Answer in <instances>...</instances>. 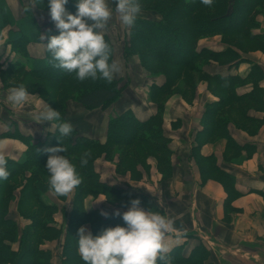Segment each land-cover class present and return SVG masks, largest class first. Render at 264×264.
Returning <instances> with one entry per match:
<instances>
[{
  "label": "trees",
  "instance_id": "1",
  "mask_svg": "<svg viewBox=\"0 0 264 264\" xmlns=\"http://www.w3.org/2000/svg\"><path fill=\"white\" fill-rule=\"evenodd\" d=\"M33 1L37 8L50 11L49 0ZM77 2L78 0H68L66 5L71 14L76 13ZM138 2L141 11L134 26L128 27L123 48L125 66L114 74L111 83L101 79H87L81 82L76 79L74 73L69 74L52 67L48 63L51 54L47 49L42 57L31 56L27 49L31 41H39L42 33L46 37V42L47 37L59 35V30L53 25L47 29L48 27L43 28L37 23L31 6L25 7V10L28 9L26 15L16 23L14 29H11L7 43L20 57L9 59L12 56L11 51L6 54L5 47H2L0 77L4 86L11 84L10 78L17 79L16 86L23 84L29 93L37 94L50 108L59 111L61 120L70 123L74 130L71 136L64 137L60 135L58 128H54L49 133L50 139L34 138L22 133L14 125L13 120L3 118L8 129L0 131V139L4 137L20 139L26 143L27 149L18 160L7 158V170L10 175L7 180L0 179V264H52L51 252L40 248V244L46 240L59 238L63 231L50 226L56 205L44 200V194L49 192V172L46 163L50 155L45 149L66 147L67 152L58 154L69 158L82 177V183L74 192L62 253L65 254L63 260L65 264H70L74 260L77 264H84L77 253L79 238L77 232L82 224L90 222L94 236L109 226H126L120 216L109 214L103 216L97 212H87L83 206L84 198L89 194L103 192L110 202L120 205H125L132 199H145L139 193L125 191L102 182L94 169L97 157L102 154L109 157L111 153L118 151L123 164L127 158L128 162L135 163L139 161L140 156L146 158L153 155L158 160V166L169 171L167 169L170 168L167 165V159L170 157L169 140L163 134L165 101L172 92L184 96L194 93L199 79L206 80L209 89L220 97L215 108L207 109L208 123L223 109V113L232 112L236 102L245 104L249 101L257 105L259 100L261 101L262 92L258 84L263 73L259 65L254 64L245 78L210 75L203 67L211 59L219 61L222 65L242 61L236 49L245 53L259 49L264 51V33L254 32V29L260 26L258 15L264 16V0H213L211 6L204 5L201 0H138ZM4 3L5 0H0V31L12 22ZM145 13L147 16H142ZM216 34H220L222 41L227 44L225 49L214 51L198 47L201 38ZM103 35L112 49L109 61L111 63L114 46L109 36L106 33ZM135 55L147 72L148 97L152 103L153 113L144 121L139 120L128 110L117 113L109 120L106 141L102 143L75 126L67 115L68 101H76L86 109H106L119 101L129 88L130 82L128 75H123L122 71L126 70L128 66L126 64ZM247 82L253 83V90L249 95L238 96L236 88ZM89 150L91 156L88 164L81 167L80 157L83 152ZM14 200L18 201V213L32 221L22 230L9 211L10 203ZM17 240H19L17 251L6 244V241ZM175 250L177 249L170 251L168 255L176 264H184L192 258L190 256L186 260L183 255L175 258L177 256Z\"/></svg>",
  "mask_w": 264,
  "mask_h": 264
},
{
  "label": "crops",
  "instance_id": "2",
  "mask_svg": "<svg viewBox=\"0 0 264 264\" xmlns=\"http://www.w3.org/2000/svg\"><path fill=\"white\" fill-rule=\"evenodd\" d=\"M33 3V0H5L4 6L12 22L0 31V52L5 47L6 54L10 51L14 53L7 43L10 31L26 15L25 7H32ZM65 8L70 13L67 5ZM49 13L43 8L32 7L33 17L40 26L47 28L53 25L56 28ZM258 20L260 26L254 32L264 33V16L260 15ZM45 43V40L31 41L27 46L29 54L44 56ZM226 46L220 34L202 38L198 42L200 49L222 51ZM236 50L242 61L222 65L211 59L203 69L210 75L245 78L254 64L259 65L263 73L258 84L262 98L257 105L249 101L245 104L236 102L232 112L226 114L223 109L208 123L207 109L215 108L220 97L209 89L207 81H199L194 93L187 96L174 93L166 102L163 134L169 140V171L159 167L153 155L146 158L140 156L138 162H129V166V158L121 163L119 152H113L109 157L102 154L94 162V169L102 182L139 193L145 197L140 199L143 200V208L173 219L175 227L185 235L177 238L175 234H169L165 243L170 251L177 249L175 258L183 255L187 260L192 256L184 264H264V51L259 49L245 53ZM115 55L114 61L122 69L125 66L123 55L117 59L116 49ZM133 58L142 77V83H135L131 76L129 84L138 96L136 103L123 96L120 102L117 101L120 108H115L111 113L100 108L86 109L76 101H68L67 115L75 126L102 143L106 141L109 119L115 113L128 110L141 121L147 120L153 113L148 97L147 72L138 57ZM253 88V83L247 82L236 88V94L249 95ZM39 100L44 107L47 105L42 99ZM89 111H100V118L89 116ZM19 117L20 121L12 120L22 133L50 139L49 133L54 130L51 122L46 121L44 133V122L38 123V128L35 121L27 123V119ZM7 129L8 126L0 131ZM0 144L4 147L5 157L14 160H18L27 149L26 143L17 138L4 137L0 139ZM74 192L61 197L50 191L44 194L46 202L56 205L50 226L63 231L59 238L40 244V248L51 252L52 264H65L62 251ZM17 200L10 203L9 211L22 230L32 221L18 213ZM83 206L87 212L114 215L117 209L121 213L127 211L130 204L123 207L110 202L107 195L100 193L87 195ZM81 226H86L94 235L90 222ZM6 244L14 251L19 248V240L6 241ZM70 264L77 263L74 260ZM173 264H176L175 260Z\"/></svg>",
  "mask_w": 264,
  "mask_h": 264
},
{
  "label": "clouds",
  "instance_id": "3",
  "mask_svg": "<svg viewBox=\"0 0 264 264\" xmlns=\"http://www.w3.org/2000/svg\"><path fill=\"white\" fill-rule=\"evenodd\" d=\"M201 2L211 6L213 0ZM67 3L68 0H49L48 3L51 20L59 30V35L47 37L45 46L51 54L48 63L69 74L74 73L81 82L101 79L111 83L121 68L115 61L109 62L112 49L101 31L113 15L107 0H78L75 14L67 13ZM114 3L122 24L134 26L141 11L138 0H114ZM39 38L41 41L46 39L43 34ZM29 96L27 88L20 84L9 89L7 100L13 107H20ZM35 120L38 123L51 122L52 127L58 128L64 137L71 136L74 130L70 123L61 120L59 111L48 105L37 113ZM53 121L58 123L53 124ZM45 151L50 153L46 163L49 191L56 196H68L82 183L76 165L58 154L67 152L64 146ZM90 156V150L83 152L81 167L88 164ZM9 175L4 147L0 144V179L7 180ZM102 215L107 216V213ZM114 215L122 216L126 226H109L95 236L86 226L78 229V254L84 264H173L165 238L169 234H175L177 238L185 235L175 227L173 219L160 212L146 210L138 198L130 201L127 211L121 213L117 209Z\"/></svg>",
  "mask_w": 264,
  "mask_h": 264
},
{
  "label": "rangeland",
  "instance_id": "4",
  "mask_svg": "<svg viewBox=\"0 0 264 264\" xmlns=\"http://www.w3.org/2000/svg\"><path fill=\"white\" fill-rule=\"evenodd\" d=\"M107 2H108V5H109V8L112 10L113 15H112V18L109 20L106 28L102 29L101 31L103 33H106L109 36V38L111 39L112 43H113V46H114L113 61H114L115 49H116L117 56H118L117 59H121V55H123L122 51H123V48H124L125 40L127 39L128 27L124 26L122 24V22L119 20V15L115 11L114 0H107ZM146 14L147 13L143 14L142 16H147ZM259 16L260 15H258V17ZM47 29H49V27ZM213 36H215V35H213ZM213 36H206V37H213ZM206 37H203V38H206ZM207 39H209V38H207ZM212 40H214V39H212ZM211 47H214V46H211ZM135 56H137V55H135ZM18 57H20V56H18L14 52L12 54L11 58H9V59H16ZM3 59H5V58L3 57ZM22 59L25 60L24 58H22ZM117 59L115 57V60H117ZM122 59H123V57H122ZM133 59H134L133 57H131L129 59L128 63L126 64V65H128L126 70H123V75H126V76L128 75V77L130 78L129 79L130 81H131V76H132V78L134 77V79H135V83H137V82L138 83H142L141 82L142 81V77L140 76V74H139V72L137 70V69H139V66L136 67V65L134 64ZM123 61L125 62L124 59H123ZM117 62H118V60H117ZM124 80H125V77H124ZM202 80H204V79H199V81H202ZM9 82L11 83L9 86H4V84H3L2 80H1V77H0V118H1L0 120L2 121V122L0 121V129L6 128L4 119L7 120L8 118L11 119V120L15 119V120L20 121V117L19 116H21V117H24L25 119H27V121H26L27 123L30 122V121L31 122L32 121L36 122L35 117H36L37 113L44 108V105H43L44 103H42L41 100H39L40 97L37 94L35 95L33 93H30L31 95L33 94V96L30 95L29 98H28V101L23 106L13 107L11 105V103L7 100V95L9 93V89L11 87H15L17 85V79L10 78ZM129 84H130V82H129ZM172 94H174V93L172 92ZM170 95L168 96L167 100L170 98ZM124 96H127L128 99L129 98L133 99L132 101H135L134 103H136L138 101L136 99V98H138V96L131 89V86H129V88L125 91ZM167 100L165 101V105H166ZM119 102L113 103L111 106H109L108 108H106L104 110H110L111 113H112L115 108H120L119 107V105H120ZM30 108H32V110L29 111L28 109H30ZM88 113H89V116H96V119L100 118V111H89ZM115 114H117V113H115ZM113 116H115V115H113ZM36 123L37 124H35V125L37 126L38 122H36ZM44 123H45V126H44L43 132L45 133L46 121ZM116 152H118V151H116ZM96 159H98V157ZM127 166H129V162H128ZM100 193H103V192H99L98 194H100ZM103 194H105V193H103ZM123 201H125V200H123ZM129 204H130V202H127L125 205L121 204V206L125 207V206H129ZM118 205H120V204H118ZM52 219H53V215H52Z\"/></svg>",
  "mask_w": 264,
  "mask_h": 264
}]
</instances>
